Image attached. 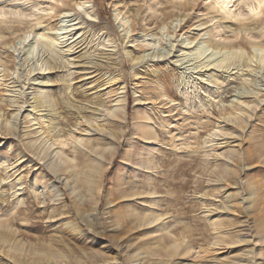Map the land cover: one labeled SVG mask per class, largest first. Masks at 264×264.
I'll list each match as a JSON object with an SVG mask.
<instances>
[{"label": "rangeland", "instance_id": "obj_1", "mask_svg": "<svg viewBox=\"0 0 264 264\" xmlns=\"http://www.w3.org/2000/svg\"><path fill=\"white\" fill-rule=\"evenodd\" d=\"M30 1L36 0H0V10L19 11L21 6L13 4L28 5ZM36 2L37 8L45 10L31 21L33 31L27 33L24 42L23 24L0 22V121L12 120L24 94L32 102L33 93L42 88L51 97L47 107L35 111L37 120L33 122L39 124L27 122V102L19 113L17 135L0 130V158H4L0 161V224L4 223L0 225L4 239L0 242V264H129L128 255L138 246L145 240L160 242L158 234L165 233L153 232V224L135 227L132 218L141 212L151 216L166 213L162 221L171 224L169 232H182L193 249L181 258L161 257L150 254L151 249L143 245L144 253L135 264H172L178 260L224 264L241 245L253 246L257 254L244 256L238 264H251L250 259L252 264H262L264 255L258 252L264 251V241H258L257 229L264 225V101L242 129H229L222 121L249 101L264 99V67L235 63L209 71L201 62L221 55L225 49L214 53L196 47L211 41L215 24L227 33V39L214 44L247 49L252 44L264 45V13L256 20L230 25L217 13H207L203 0H187L181 5L167 0ZM51 6L53 10L48 11ZM85 10L93 16L88 17ZM57 14L65 15L63 22L58 21ZM72 23H77L73 37H64L50 48L41 43L45 38L35 43L34 35L46 25L53 28L45 35L50 38L56 26ZM152 73L160 79L153 78ZM122 90L126 114L123 121L109 128L118 146L113 154L104 151L95 195L98 204L87 197L83 204H77L64 187L69 172L54 177L43 165L42 155L32 152L27 142L37 138L39 133L34 129L43 125L46 132L50 130L47 135L53 147L70 153L76 140L86 138L90 121L103 123V114ZM231 104L237 105L233 111L229 110ZM92 107L98 108L93 119L88 115ZM144 111L154 122L158 143L144 144L136 134ZM50 121L57 126L53 130ZM59 130L64 136L57 140L53 135ZM108 141L105 139L103 148ZM143 144L147 150L141 151ZM152 145L156 146L153 168L128 163V156L139 151L146 156ZM228 150L234 151V160L224 158ZM224 161L230 171L219 182H209L214 164L221 166ZM142 182L157 193L134 196L136 200L121 197L132 185L142 190ZM252 182L253 187L249 185ZM72 185L69 180V187ZM143 196L146 201L140 202ZM17 198L23 202L17 204ZM125 202L127 207H136L132 213L128 210L127 222ZM216 217L228 227V242L247 234L248 229L245 236L250 241L213 246L211 222ZM153 244L151 247L156 246ZM48 249L80 258L55 262L43 254Z\"/></svg>", "mask_w": 264, "mask_h": 264}, {"label": "bare ground", "instance_id": "obj_2", "mask_svg": "<svg viewBox=\"0 0 264 264\" xmlns=\"http://www.w3.org/2000/svg\"><path fill=\"white\" fill-rule=\"evenodd\" d=\"M36 1H30V3H28V5L24 4L26 2H23V3L20 2V3L13 4L15 6H21V10H19V11H15V12L7 11L6 12V11L0 10V22L12 20V21H17L26 27V31L23 32V37H22L23 42L29 36L27 33L29 31H33L32 30L33 25L31 26V24H33V23H31V21L35 20L38 17V14L45 10V8H37L36 7V3H37ZM167 1H170L171 3H173V5L174 4L181 5L182 3H185L187 0H167ZM203 1L205 3L207 13H209V14H212L214 12L217 13L221 18L228 21L230 25L235 24V23H240V22L243 23V21H247V20L248 21L256 20L264 13V8L260 7V4L257 2V0H203ZM250 8H255L257 10L258 14L253 15V13L249 11ZM47 10L52 11L53 7L51 6L50 8H47ZM84 13L88 17L93 16V13H91L90 11L85 10ZM48 15H49V13H48ZM57 17L59 18L58 19L59 22H63L64 21L63 17H65V15L64 16L58 15ZM74 19H70L68 21H72ZM77 23L65 24V25L59 24L58 26H56V31L54 30L55 31L53 33L54 35H52L50 38L49 37L46 38L45 35L48 34L49 31L52 30L53 28L50 27V25H46L45 27H43L41 33L34 35L35 43H37L39 38H45V39H43L45 41H43L41 43L43 44V46H47L50 48L53 44L56 45L57 41L62 40L64 37H67L69 35H72V37H73L74 33H72V31H74L76 29L75 25ZM57 30H62L63 32H57ZM252 33H253V31H252ZM61 34H63V36H61ZM226 34L227 33L218 24H215V27L211 30V41L203 43V45H201L202 43H200L196 47L197 49L205 47L204 49H206V51L211 49V52H214V53H218V52L220 53L222 51L221 50L222 48L225 49L221 55H219L215 58H212V59H208L206 62H201L202 63V64L200 63L201 65H203L209 71H211V70L214 71L217 68L224 67V65H226V66L231 65L232 66L235 63H238L237 65L243 64V66H246V67H250L252 65V63L256 64V66L261 65L264 67V45L263 44H252L247 49V48H244L243 46L242 47L237 46L234 48V47L227 46L226 43H223L222 45L213 43L214 41L218 42V40L227 39ZM107 40H109V39H107ZM41 41H42V39H41ZM29 44H31V43H29ZM30 47H31V45H30ZM35 47H36V45H35ZM192 47H194V45ZM28 50H29V46L27 48V51ZM209 54L210 53L206 54L205 57H207ZM48 68L54 69V66L53 67L52 66L51 67L45 66L44 69H48ZM152 76L156 80L160 79V75L154 76L152 73ZM214 79L217 80V77L214 76ZM43 86H41V87H43ZM69 86L70 85L67 84L66 88L68 89ZM121 89H124V87H122ZM47 92L49 93V91H47ZM120 92L121 93L115 99V103L113 104V106L109 109H106L105 114H103V118L101 120V122H103V123L94 124L92 121H90L89 126L85 129L87 131L86 138L81 137L80 139L76 140L74 142V148L72 149V151L70 153H66L63 150L56 149V147H53L54 144H53V142L50 141L51 138H49L47 135V133L50 130L46 132V130H44V128H42L43 125L38 126L37 128L35 127L36 129L32 128L35 131L34 133H37V134L39 133V134L37 135V138H36V136H35V138L31 137L33 139H29V141L27 142V146L29 147V149H32V152H35L37 154L40 153L42 155L41 159L45 160L43 165H45V168L54 177H57L58 174H64L67 171L69 172L70 178H66V181H64V187L68 188L69 194L73 196V199L77 204H83L84 200L87 198L93 199V203L95 206L98 204L99 200L95 195L99 192L98 175L101 171L100 167L103 164V161L105 159V155H104L105 152L104 151H107L108 153L113 154L116 150V147L118 146V139L115 135H113L112 133H109V128L111 125L115 124L116 121H123L125 118V114H126V97H125L123 90ZM48 93L43 92L42 88H41V90L37 89V91L35 93H33L34 99L32 102H30L28 100L27 95L24 94V97H23L22 96L23 94H22L21 95L22 96L21 102H19L21 104L18 105V107L16 108L17 110L14 111V113L12 115V120L11 121H5V123H2V121H0V130L4 129L7 132V134H11L14 136L17 135L16 131H17V123H18L19 113L23 109L24 104L27 102H29V105H27V106H30V109H28V110L26 109L27 110V122H29L31 124V126L34 124H39L38 121L36 123L33 122V121L37 120L36 116L34 114H35V111L40 109V107H42L44 105L46 106L47 102L49 101V98H51V97H48ZM246 93H249V91ZM90 99H92V98H90ZM171 100H173V99L171 98ZM263 101H264V99H255V100L249 101L247 103V105L245 104L246 106L238 107L237 111L236 112L234 111L235 114H233L232 116H225L223 118L222 122L225 123V126L230 127L229 129H236L237 130L238 128H241V129L244 128L245 124H247L248 120H250L253 117L256 110L258 108H261ZM89 102L97 104L95 101L92 102L91 100H89ZM235 105L231 104L230 105L231 107L229 110L233 111L234 109H236ZM97 109L98 108L92 107L91 110H89L90 113L88 115H90L89 116L90 118L93 119V117L95 116V111H97ZM46 117H48V116H46ZM46 119H48V118H46ZM49 120H52V119L50 118ZM138 120H139L138 124L136 125L135 128H136L137 136L140 138V140L142 139L141 142H143L144 144H152L153 142L158 143V134L155 130L154 122H151L152 119H151V116L149 115V113L147 111L142 112L140 114V117ZM50 123L52 124L50 126V128L52 130L55 129V127H57V126H55L56 125L55 123H53L51 121H50ZM53 124H55V125H53ZM218 130H219V132H221L220 129H218ZM218 130H215L214 132L217 133ZM94 134H98L100 136L98 138L97 137L92 138L91 135H94ZM224 134H226V133H223V135ZM29 136H31V135H29ZM63 136H64V133L63 134L60 133V130L57 132V134L53 135V137L57 138V140H59ZM105 139L106 140L108 139L109 141L106 143V147L104 146L105 148H103V142L105 141ZM38 140H39V145L34 146ZM102 140H104V141H102ZM144 144L142 145L143 147H139V149L141 148L140 149L141 151L143 149H145ZM149 147H148V149L150 151H148L147 154H145L146 156H143L141 151L135 153V156H133V155L128 156V163L130 165H133V166L138 165V167L142 164L144 169L145 168H148V169L153 168L154 166H152V164H153L152 159L154 158V155H155L154 154L155 152L153 150L155 149L156 146L152 145L151 149ZM145 150H147V147ZM233 152H234L233 150H231V151L228 150L227 152H225L223 154L224 158H226L228 160L232 159L233 156L235 155ZM39 155H38V157H39ZM20 158L21 157H19V159ZM2 159H4V158H0V161ZM233 160H234V158H233ZM223 163L224 164H222L221 166H220V163H217V162L214 164L213 171L211 172L212 176L208 180L209 182H211V181H213L215 183L219 182L221 177L223 175H227L226 173L228 171H230L228 162L224 161ZM143 164H145V166ZM70 171H71V174H70ZM69 180H71V182L73 184L70 187H69ZM37 181H38V176L35 175L34 183H37ZM148 181H150V179ZM118 183H119V181H118ZM120 183H121V181H120ZM18 184L19 185L21 184V180ZM254 184H255V182L249 183V185L251 187H253ZM119 186H120V184H119ZM150 186L151 185L147 186V182L141 183L140 188L142 190L135 188L133 185L131 187L129 186L131 191L128 192L127 189L124 190L125 192H123L121 194V197L122 198L127 197V199L129 197V199H130L131 197L134 198V196L139 197L142 195L146 196V195L156 194L157 192L155 191L154 187H153V189L147 188ZM258 189L259 188H257L256 191H258ZM144 198L145 197L143 196L142 199L140 198L142 201H140V200L139 201L144 202L143 200L146 199V198L145 199ZM131 200H133V199H131ZM16 201H17V204L23 202V200L21 198H17ZM151 201H153V199H151ZM149 202H150V200H149ZM125 205H126V202H125ZM127 205H126V207H127ZM127 208H126V211L124 210L125 213L123 212L124 213L123 214L124 219L126 222H127V218H126L127 214L129 212L132 213L136 207H135V205H129ZM128 210H130V211L128 212ZM152 210H154V209H152ZM164 215H166V213H157V214H152V216H151V214H148V213L143 214L141 212V213H137L135 216H133L132 219H133V221H135V225H137L135 227L139 228L142 226H149V225L153 224L154 226L152 228H154V229L153 230L151 229L153 232H155V231L161 232V231L165 230V233L162 232L161 234H158L160 236V237H158V239L162 237L163 242H161L162 239L160 240V242H157V239L154 238L156 240H154V241H151L152 239L148 240V241L145 240L143 242V244L138 246L134 253H132L131 255H128V258H130L129 264H135L139 259H141L140 255L142 253H144L143 249H141L142 248L141 246H143V245L147 246L148 248L151 249L150 254H155V255H158L161 257L162 256L171 257L174 255H179L181 258L185 255H187V256L190 255L193 247L191 246V244L189 243L188 240L186 241L187 236H185L182 232H175V231L169 232L168 227L171 224H168L169 222L167 223V222L162 221V217ZM157 221H160L161 223L159 222V224L155 225L154 223ZM211 224H212V230H213L212 233L214 235L213 241H212L213 246L221 247L224 245L226 246V245H234V244H240V243L243 244L244 242L247 243L250 241L245 236V235H249V229L247 231L248 233L239 236V239L233 240L232 242H228L226 239V234L228 233V230H227L228 227L223 223V221L219 217H216V218L212 219ZM167 229H168V231H167ZM257 234H258V241H264V225L260 226L257 229ZM2 240L4 241L3 237L0 236V242ZM155 242H157V243H155ZM153 243L156 246L151 247ZM56 245H58V241L56 242ZM54 250H56V249H54ZM233 251H234V253L232 254L233 255L232 258L228 257L231 260L228 261V259H227L228 262L224 263V264H238V262L243 261L244 256H246L248 254H257V251H256V249L253 248V246H242L241 245L240 247L238 246V248L233 250ZM43 254H45L47 256V258H49L50 260H52V261L55 260V262L56 261H58V262L66 261V259H69L68 261H70L73 258L74 259L80 258L78 255L73 256V254H71V256L70 255L69 256L63 255V254H60L58 252H54L52 249L45 250V252ZM258 254L264 255V251L259 250ZM248 261L251 264L253 263V259H250ZM182 262L180 260H178L172 264H192V263H182ZM160 264H167V263L166 262L165 263L160 262ZM262 264H264V262Z\"/></svg>", "mask_w": 264, "mask_h": 264}, {"label": "snow or ice", "instance_id": "obj_3", "mask_svg": "<svg viewBox=\"0 0 264 264\" xmlns=\"http://www.w3.org/2000/svg\"><path fill=\"white\" fill-rule=\"evenodd\" d=\"M257 2L260 4L261 8H264V0H257ZM250 12L253 13V15H257V10L255 8H250L249 9Z\"/></svg>", "mask_w": 264, "mask_h": 264}]
</instances>
